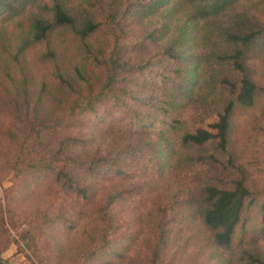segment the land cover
Segmentation results:
<instances>
[{"label":"trees","instance_id":"1","mask_svg":"<svg viewBox=\"0 0 264 264\" xmlns=\"http://www.w3.org/2000/svg\"><path fill=\"white\" fill-rule=\"evenodd\" d=\"M39 1L0 0V15L9 14L0 24V72L21 83L27 94V79L17 76H24L22 62L34 48L38 63L52 70L51 82L42 80L36 101L53 95V106L59 103L52 117L34 116L30 121L26 113H16L11 169L19 179L30 171L50 175L49 182L73 208L90 202L97 189L93 214L101 225L93 224L98 240L84 252L82 264H123L132 248L115 242L121 236H114L112 221L117 198L133 195L140 200L141 189L165 173L199 165L205 172L223 165L209 152L210 145L226 157V164L213 169L221 179L204 178L196 207L213 245L230 249L245 213L252 209L259 210L264 222V188L249 186L248 173L236 163L231 137L235 109L254 108L264 96V84L257 82L249 64L254 51L264 56V19L251 23L246 14L231 18L244 0H76L78 10L75 0H49L42 6ZM166 3L173 5L167 10ZM27 6L31 8L24 14L29 15L4 38L3 23ZM224 16L230 19L223 21ZM140 20L146 21L143 29L124 30L128 22ZM62 33L68 35L67 42L57 40ZM140 85L142 92L132 87ZM162 85V91L156 90ZM206 87L228 95L208 124L199 94ZM87 128L88 135L78 132ZM90 131L108 138L111 151L77 152L94 144ZM134 159L150 173L155 161L162 162L158 176L143 175L133 166ZM132 175L146 184L133 190L121 186ZM60 219L55 216L52 222ZM72 222H65L69 232L77 231ZM128 238L130 244L136 239ZM156 249L147 264H160V241ZM1 253L0 264H5ZM244 255L243 264H264L262 254ZM136 261L133 258L132 264Z\"/></svg>","mask_w":264,"mask_h":264},{"label":"rangeland","instance_id":"2","mask_svg":"<svg viewBox=\"0 0 264 264\" xmlns=\"http://www.w3.org/2000/svg\"><path fill=\"white\" fill-rule=\"evenodd\" d=\"M41 2L43 4L49 0H40L37 5L42 6ZM74 2L78 10L81 5L77 6L76 0ZM109 2L111 0L106 1L107 4ZM174 3H176L175 0ZM172 5V3H166L165 8L168 10ZM30 8L27 6L21 15L14 17L11 22L3 23L6 31L4 38L11 34L15 23H20V19L29 15V13H24ZM263 10L264 0H244L235 10H232L230 16L232 18L236 14L243 16L246 14L247 19L254 23L256 20L264 19L260 17L264 15ZM5 13L0 15V24L4 19L9 18V14ZM228 19H230L229 16L222 18L223 21ZM145 23L146 21L143 20L132 21L130 24L128 22L124 30L137 32L143 29L141 25ZM67 38L68 35L65 36V33H62L57 40L67 42ZM66 48L68 51L67 45ZM249 57V64L255 79L264 84V56L259 57V51H254ZM4 59L5 57L2 56L3 61ZM22 65L20 71L24 76H17V79H27L25 87L28 88L27 94H24V87L20 85L21 83L14 84L4 76V72H0L1 255L5 264H82V255L94 247V241L98 240V235H96L98 232L94 231L93 225L95 224L97 228L101 225L93 214L99 202V199H96L99 193L97 189L90 202L85 203L81 208H73L69 200L64 196L61 197L62 194L59 195V192L49 182L50 175L30 171L19 179L17 173L11 169L14 156L13 139L19 126L16 113H26L28 119L32 121L34 116L49 117L58 113L56 107L59 106V103L53 106V95L49 97L44 95L43 101H36L35 97L41 88L42 80L46 79L51 82L52 70L44 69L38 63L34 48L28 50ZM142 80L146 79L142 78ZM132 87L142 92L141 85ZM162 88L163 85L156 90L162 91ZM148 92L152 91L148 89ZM199 94L203 98V108L206 110L204 115L209 114L205 122L211 123L215 119L216 111L214 110L222 108L228 95L220 91L215 92L210 87L201 89ZM55 98L61 101L63 97L55 96ZM207 110H210V113H206ZM232 122L231 137L236 163L248 173L249 186L257 189L264 188V96L254 108L237 107ZM88 130L89 128L84 129V132L81 130L78 132L88 135ZM89 133L93 134L90 138L94 139L92 141L94 144H88L87 150L81 147L77 152L100 155L105 154V151H111L108 138L94 131ZM127 140L132 142L131 139ZM209 149L210 153H214L218 159L222 160L223 165L215 164L207 168L205 172L200 169L203 165L190 166L184 171L175 170L165 173L161 179H155L156 181L151 182V185L146 184L144 179L138 175H132L121 183L124 188L132 190L137 185L146 184V187L141 189L143 197H140V200L135 201L132 198L133 195H130L131 197L127 199L117 198L114 203V219L112 220L116 227L114 236L121 235L115 242L118 245L123 244V249L132 248L128 253V259L123 264H132L133 258L138 260L135 264H147L145 260H150L154 250H157L156 246L159 241L160 264H228L229 261L233 264H243L246 257L244 251L264 256V222L257 208L245 213V221L238 229L230 249L216 248L210 240L209 231L200 222L199 211L196 207L200 200L198 187L204 182L206 176H214L216 180L221 179L222 177L213 175V169L215 166L222 168L226 164V157L223 158L216 154L211 145ZM132 161L133 166L140 168L143 175L158 176L162 166V162L155 161L153 166L156 169L150 173L136 159ZM27 183L30 186H25ZM70 210H74V213ZM55 216L64 218V220L52 222ZM64 221L67 223L73 221L72 225L76 226L77 231L69 232ZM127 236L132 237L133 240L136 238L134 245L130 244L131 239H126ZM162 246L165 248L163 249Z\"/></svg>","mask_w":264,"mask_h":264}]
</instances>
